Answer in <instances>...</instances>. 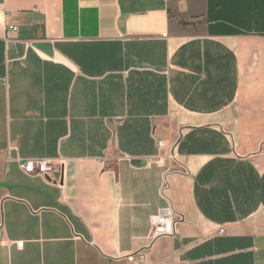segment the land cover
<instances>
[{
	"label": "crops",
	"instance_id": "0c3cea01",
	"mask_svg": "<svg viewBox=\"0 0 264 264\" xmlns=\"http://www.w3.org/2000/svg\"><path fill=\"white\" fill-rule=\"evenodd\" d=\"M140 255L264 264V0H4L0 264Z\"/></svg>",
	"mask_w": 264,
	"mask_h": 264
},
{
	"label": "built area",
	"instance_id": "2783aa9c",
	"mask_svg": "<svg viewBox=\"0 0 264 264\" xmlns=\"http://www.w3.org/2000/svg\"><path fill=\"white\" fill-rule=\"evenodd\" d=\"M4 0H0V3ZM10 30L16 31L15 27H9ZM158 147H162L158 143ZM169 158L172 161H175L173 155H170ZM60 160L48 159V158H35V159H20L17 161L18 169L26 175H38L43 177L46 180H49L50 175L58 166ZM181 174L187 175L185 170L180 171ZM169 188V184L164 180L163 186L161 188V194L163 198L168 202L167 207L160 210L156 215L151 217V232L149 235L150 242L155 241L160 237L172 236L175 233V226L180 222L181 216L175 212L173 209L169 198L165 195V191ZM223 231L220 230L219 233ZM22 242H17L16 246L20 247ZM145 258L143 255H140L136 262L138 264H143Z\"/></svg>",
	"mask_w": 264,
	"mask_h": 264
},
{
	"label": "water",
	"instance_id": "95a60500",
	"mask_svg": "<svg viewBox=\"0 0 264 264\" xmlns=\"http://www.w3.org/2000/svg\"><path fill=\"white\" fill-rule=\"evenodd\" d=\"M35 48L39 49L40 51H43L47 55H51V47L49 44L46 43H40V42H35L32 44Z\"/></svg>",
	"mask_w": 264,
	"mask_h": 264
}]
</instances>
